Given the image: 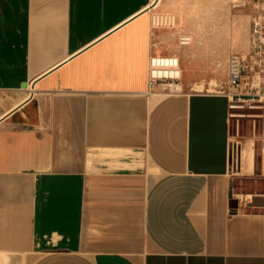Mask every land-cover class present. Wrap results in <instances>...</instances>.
<instances>
[{"label": "crops", "instance_id": "1", "mask_svg": "<svg viewBox=\"0 0 264 264\" xmlns=\"http://www.w3.org/2000/svg\"><path fill=\"white\" fill-rule=\"evenodd\" d=\"M150 4L0 0V264H264V134ZM164 55L181 93L148 86Z\"/></svg>", "mask_w": 264, "mask_h": 264}, {"label": "rangeland", "instance_id": "2", "mask_svg": "<svg viewBox=\"0 0 264 264\" xmlns=\"http://www.w3.org/2000/svg\"><path fill=\"white\" fill-rule=\"evenodd\" d=\"M239 1L160 0L155 7L158 11L174 14L177 30H192L193 42L180 48L183 66L191 70L189 88L192 92L225 90L226 61L231 55L245 50L247 39L249 9L238 5ZM231 125L234 132L247 136L246 122L232 120ZM243 185L249 189L251 181L245 180Z\"/></svg>", "mask_w": 264, "mask_h": 264}, {"label": "built area", "instance_id": "3", "mask_svg": "<svg viewBox=\"0 0 264 264\" xmlns=\"http://www.w3.org/2000/svg\"><path fill=\"white\" fill-rule=\"evenodd\" d=\"M239 4L249 9L248 48L227 59L225 90L216 93L227 98V120H249L253 132L259 129L264 134V0H240ZM149 22L151 27L173 28L176 17L167 12H153ZM178 43L188 45L190 37L182 35ZM147 72L150 89L160 86L167 94L183 91L177 56H151ZM259 140L264 148V139Z\"/></svg>", "mask_w": 264, "mask_h": 264}, {"label": "bare ground", "instance_id": "4", "mask_svg": "<svg viewBox=\"0 0 264 264\" xmlns=\"http://www.w3.org/2000/svg\"><path fill=\"white\" fill-rule=\"evenodd\" d=\"M159 3H160V0H151L150 7L158 6ZM202 85H203V84H202ZM199 87H201V86H199Z\"/></svg>", "mask_w": 264, "mask_h": 264}, {"label": "water", "instance_id": "5", "mask_svg": "<svg viewBox=\"0 0 264 264\" xmlns=\"http://www.w3.org/2000/svg\"><path fill=\"white\" fill-rule=\"evenodd\" d=\"M238 159V155L236 156V160Z\"/></svg>", "mask_w": 264, "mask_h": 264}]
</instances>
